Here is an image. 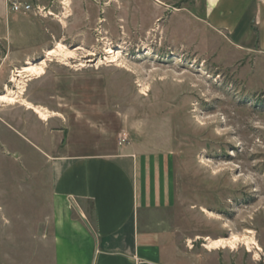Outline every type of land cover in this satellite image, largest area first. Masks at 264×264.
Wrapping results in <instances>:
<instances>
[{
  "label": "rangeland",
  "instance_id": "374dc122",
  "mask_svg": "<svg viewBox=\"0 0 264 264\" xmlns=\"http://www.w3.org/2000/svg\"><path fill=\"white\" fill-rule=\"evenodd\" d=\"M51 2L58 18L46 22L48 50L57 42L78 50L26 82L23 97L58 117L42 122L19 104H0V264L55 263V158L122 146L172 157V221L189 264H264V57L218 34L203 36L202 49L187 45L183 32L172 37L163 28L173 13L157 22L155 0L41 1ZM108 47L119 48L128 67L106 63ZM44 59L45 52L29 61ZM21 67L5 68L0 94L17 91ZM232 235L252 236L261 250L241 241L204 248L207 237Z\"/></svg>",
  "mask_w": 264,
  "mask_h": 264
},
{
  "label": "crops",
  "instance_id": "0c3cea01",
  "mask_svg": "<svg viewBox=\"0 0 264 264\" xmlns=\"http://www.w3.org/2000/svg\"><path fill=\"white\" fill-rule=\"evenodd\" d=\"M155 1L157 22L173 13L163 28L172 37L183 32L187 45L202 49L205 36L218 34L264 57V0ZM46 22L31 13H9L0 0V92L5 68L21 67L50 47ZM57 132L60 144L64 131ZM53 173L54 264H189L172 221L176 195L169 154L127 146L110 155L65 151L54 159Z\"/></svg>",
  "mask_w": 264,
  "mask_h": 264
},
{
  "label": "bare ground",
  "instance_id": "6f19581e",
  "mask_svg": "<svg viewBox=\"0 0 264 264\" xmlns=\"http://www.w3.org/2000/svg\"><path fill=\"white\" fill-rule=\"evenodd\" d=\"M51 16H52V13H51ZM76 50H78V49L68 50L63 44L57 42L55 49H51V50H48L45 52V59L44 60H41L39 63H32L29 61L23 67L18 68V70L15 71V73H17V74H15L13 76V79H12V82H14L15 85L17 86V91L10 90V89L6 88L5 92L3 94H0V104H5L8 106H14L16 104H19V105L25 107L27 110L32 111L37 116V118L42 122H47L51 118L58 117L59 115L57 113L51 112L45 107L35 105L23 97L24 92H25L26 82L32 81L33 79L40 78L42 75H44L48 62H52L53 58L62 59V61H66L68 59L75 58L74 52ZM118 50H119V48L118 49H114L112 47L106 48V51H105L106 63L117 64L116 66L119 68L120 67H122V68L128 67L127 65L124 66V63L121 62L120 52H118ZM93 55L94 54H89V56H93ZM86 61H88V60H86ZM92 62L93 61L90 60L86 63H92ZM86 63H85V65L80 64L79 67H81V68L86 67ZM64 65L67 66L68 63L64 64ZM128 71L129 70H127V72ZM246 234L251 235L252 232L248 231ZM204 240H205L204 248L208 251L224 250L227 248L235 249L236 245L240 241L243 242V244L248 249H251V246H253V248L256 249L257 251L261 250L259 245L255 242V240L252 236L239 237L236 235H232L229 238H221V239H217V240H212V239L207 237ZM254 259L259 261V256L257 253L255 254Z\"/></svg>",
  "mask_w": 264,
  "mask_h": 264
},
{
  "label": "built area",
  "instance_id": "2783aa9c",
  "mask_svg": "<svg viewBox=\"0 0 264 264\" xmlns=\"http://www.w3.org/2000/svg\"><path fill=\"white\" fill-rule=\"evenodd\" d=\"M6 1V8L9 13H31L33 16L41 19H48L50 17L58 18V15H55L51 12V9L54 6V3L51 2L49 5H44L41 3L42 0H5ZM62 11L65 8L62 5ZM51 13L54 16H51ZM63 16V13L60 14ZM17 74V73H16ZM126 141V136L124 135L123 138L119 140V146H122L123 143Z\"/></svg>",
  "mask_w": 264,
  "mask_h": 264
}]
</instances>
